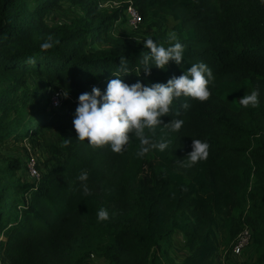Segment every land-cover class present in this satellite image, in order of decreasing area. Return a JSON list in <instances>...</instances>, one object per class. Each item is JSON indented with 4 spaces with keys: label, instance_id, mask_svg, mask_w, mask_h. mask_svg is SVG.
Masks as SVG:
<instances>
[{
    "label": "trees",
    "instance_id": "16d2710c",
    "mask_svg": "<svg viewBox=\"0 0 264 264\" xmlns=\"http://www.w3.org/2000/svg\"><path fill=\"white\" fill-rule=\"evenodd\" d=\"M63 1L78 13L50 23L48 14ZM108 1L0 0V264H218L244 226L251 241L242 257L253 254L243 260L227 252L225 263L264 264V0ZM127 5L142 23L155 20L154 42L168 47L174 41L167 30L175 33L184 46L179 65L141 71L148 49L136 31L112 35ZM49 38L53 46L42 50ZM121 57L129 85L166 83L198 62L212 71L206 101L181 96L161 118L162 125L183 120L178 131L147 133L154 142L170 141L164 151L137 157L134 137L121 153L76 139L78 95L93 87L103 93ZM252 90L259 103L242 107L239 99ZM54 91L67 92L57 107ZM43 131L55 141L43 146L40 179L22 180L8 145ZM192 139L209 149L189 167ZM100 208L107 220L97 221Z\"/></svg>",
    "mask_w": 264,
    "mask_h": 264
},
{
    "label": "clouds",
    "instance_id": "9594fccd",
    "mask_svg": "<svg viewBox=\"0 0 264 264\" xmlns=\"http://www.w3.org/2000/svg\"><path fill=\"white\" fill-rule=\"evenodd\" d=\"M168 40L174 41L168 47L154 42L151 37L143 40L148 51L141 58V71L147 74L153 65L164 69L169 61L177 65L181 63L184 46L176 38L175 33H170ZM52 46L49 38L41 43L40 48L47 50ZM127 73H129L127 59L121 57L118 73L112 74L113 78L108 80L103 93L97 87H93L90 93L78 95L72 121L77 140L84 141L94 148L107 146L112 152L121 153L127 151L134 137L139 141L137 157H143L151 150L164 151L170 141L154 142L147 133H155L157 128L163 127L170 132H176L181 128L183 124L181 119L169 120L162 125L161 118L168 116L174 99L184 96L204 102L211 95L213 74L204 62L191 64L181 75L173 76L166 83L155 82L146 86H142L139 80L130 85L123 82L121 77ZM63 96L66 97L67 92H64ZM238 102L242 107H256L259 103L258 92L252 90L249 94L243 95ZM181 107L186 109L189 105L185 102ZM208 149L207 141L192 139L191 151L186 155L187 166L206 160ZM77 179L86 181L87 172L82 171ZM82 191L85 195L89 194L87 184L82 185ZM108 218L106 209L97 210V221ZM220 255L221 253L218 262L221 259Z\"/></svg>",
    "mask_w": 264,
    "mask_h": 264
},
{
    "label": "rangeland",
    "instance_id": "374dc122",
    "mask_svg": "<svg viewBox=\"0 0 264 264\" xmlns=\"http://www.w3.org/2000/svg\"><path fill=\"white\" fill-rule=\"evenodd\" d=\"M78 13V7L71 4L70 1H63L61 4V7L59 9H55L53 10L51 13L48 14V19L50 21V23L52 24H57V23H62L64 20H69L71 17L75 16ZM122 20V19H120ZM155 20L151 19V21H144V23H142V25L135 30L136 32L133 34L137 37V39H146L147 37H151L153 39V41L156 38V35L158 33V31H155V29L157 30V27L154 25ZM167 30V28H163L160 29V31H164ZM130 30L128 28V26L125 23H116L114 25L113 31H112V35L113 36H120V35H129L130 34ZM134 32V31H133ZM167 33H171V31L167 30ZM97 45H94L93 47H96ZM50 91V88L46 89V95L47 92ZM41 94H38V96H40ZM55 141V138L50 134V132L48 131H43L42 133H40L38 136H35L32 140V142H29L28 139L24 138L22 140H18L17 142L11 143L8 145L7 148V152L6 155L7 157H15V158H19V161L21 163V169L22 171L19 172V176L22 180H26L28 181V177H27V171H28V163L30 162V158L34 159V163L35 165H39L40 166V170L38 169V173L39 171L42 172L43 168L41 167V162L43 161L44 157H45V153H44V144L47 141ZM23 173V174H21ZM145 174V171H144ZM181 236L179 235H175V237L173 238V247L178 249L181 247ZM253 250L250 249V251H248V253L244 256V257H240L239 259H246L248 257H250L253 253ZM170 255L172 257L175 258L176 261H178L181 258V252H178V255L173 253L172 250H170ZM223 254L221 253L220 257H222ZM223 259V258H222ZM224 263L226 262V260H223Z\"/></svg>",
    "mask_w": 264,
    "mask_h": 264
},
{
    "label": "built area",
    "instance_id": "2783aa9c",
    "mask_svg": "<svg viewBox=\"0 0 264 264\" xmlns=\"http://www.w3.org/2000/svg\"><path fill=\"white\" fill-rule=\"evenodd\" d=\"M122 0H109L106 4V6L109 7H117ZM124 19L117 21L116 23H125L130 31H135L142 25V18L139 11L131 6L127 5L124 11ZM50 101L52 106L57 107L60 103V101L63 98V92L62 91H54L51 94H49ZM28 171H27V177L28 179H32L35 181H38L40 179L41 173L36 168V165L34 163V159L30 158V162L28 163ZM251 241V230L248 226H244L241 231L238 233V235L235 237L234 241L232 242L230 246V250L228 252V249L224 250L223 256L220 257L218 264H226L224 263L225 256L227 252L229 255H231L234 258L242 256L245 248L249 245ZM90 257H93V254L90 255ZM223 258V259H222Z\"/></svg>",
    "mask_w": 264,
    "mask_h": 264
}]
</instances>
